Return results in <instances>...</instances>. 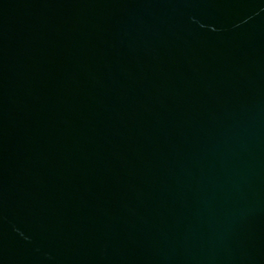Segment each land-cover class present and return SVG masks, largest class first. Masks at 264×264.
Returning <instances> with one entry per match:
<instances>
[{"label": "water", "instance_id": "obj_1", "mask_svg": "<svg viewBox=\"0 0 264 264\" xmlns=\"http://www.w3.org/2000/svg\"><path fill=\"white\" fill-rule=\"evenodd\" d=\"M0 264H264V0H0Z\"/></svg>", "mask_w": 264, "mask_h": 264}]
</instances>
